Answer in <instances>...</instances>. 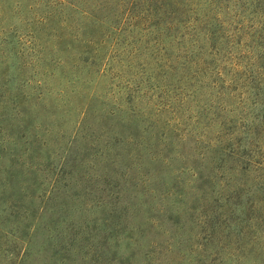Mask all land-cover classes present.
Wrapping results in <instances>:
<instances>
[{"label":"rangeland","instance_id":"374dc122","mask_svg":"<svg viewBox=\"0 0 264 264\" xmlns=\"http://www.w3.org/2000/svg\"><path fill=\"white\" fill-rule=\"evenodd\" d=\"M118 1L73 0L81 8L106 3L100 12L107 16L121 14ZM244 2L139 0L137 17L113 30L61 0H0L4 107L19 91L32 101L40 95L51 109L68 100L59 90L62 74L72 73L84 77L71 85L92 95V113L114 114L112 135L101 131L108 125L90 119L88 129L100 139L89 170L97 195L92 204L82 197L80 207L90 219L115 211L117 230L108 241L117 264H264V12ZM108 52L104 73L92 83L99 64L87 68L86 58L99 62ZM10 122L1 124L0 142ZM49 128L44 124L35 138L14 131L28 144L10 145L17 164L34 170L41 191L58 171L67 141ZM113 135L121 137L120 156L110 169L102 162ZM34 139L46 142L39 157H32ZM11 162L0 158L3 180ZM73 182L58 187L71 193ZM51 219L47 212L32 238L29 264H39L45 237L74 230L66 217L52 231ZM86 231L90 242L105 229ZM70 258L75 261L68 264H77L79 255L73 251Z\"/></svg>","mask_w":264,"mask_h":264},{"label":"trees","instance_id":"16d2710c","mask_svg":"<svg viewBox=\"0 0 264 264\" xmlns=\"http://www.w3.org/2000/svg\"><path fill=\"white\" fill-rule=\"evenodd\" d=\"M61 1L72 8L82 9L83 13L87 15L93 24L105 27L109 26L113 30L115 27L117 28V26L125 24L129 18L137 17L133 13L139 3V0H119L117 3L119 8L121 7V14L107 16L100 12V10L105 9L106 3L96 5L94 8H90L86 3L88 6L86 5L84 8H81L73 0ZM244 3L255 7L257 10H261L263 14L264 0H246ZM168 4L181 6L183 5V0H175V2L168 0ZM263 24L264 22L262 21V28ZM111 45L113 46L114 44ZM109 54L108 52L105 57L99 58V62L98 60L90 62V58H86L87 63H85V67L87 68L88 66H94L95 63L99 64L93 68L96 75L93 80H90L92 83L104 73L103 66L109 61L111 57H109ZM54 65L56 66L57 64ZM62 78L65 79V84L59 90V93L61 97L67 96L68 100L57 103L51 109L44 104L43 98L40 95L35 98V101H32L28 97L23 96L19 91L17 94L14 92L15 94L8 96L10 101L8 107H4L6 101L3 103L0 101V131H4L1 124L6 120H11V128L7 130V135H5L6 140L4 138L0 142V158L8 155L12 160L10 167L5 172L6 178L3 180L0 177V264H29L27 262L29 245L37 228H39L41 220H43V216L47 212H50V217L52 218V231L56 230L62 221H66V217L67 221H71L70 224L74 230L70 232L69 236L59 233L55 237L52 234V236L45 237L37 253L36 261L39 264L71 263V261H75L70 258L73 251L79 255L77 264H117L118 262L117 252H110L112 248L108 241L111 232L113 233L117 230L114 218L117 217L115 211L108 214V216H96L90 219L80 207L84 204L81 203L84 201L81 199L82 197H87L88 201H91L92 204L93 200H95V195H97L95 187H92V182L95 181L93 179L94 176H90L89 170L93 169L94 165H96L93 160L95 157L94 152L96 153V150L100 149L96 146L97 141L100 139L96 137L97 134L90 132L91 129H88V126L96 122L98 125H108V130L101 128V131L112 135L109 121L112 118L111 115L114 114L113 112L111 114L99 113L97 117L91 112L93 106L92 95L82 92V86L84 85L75 89V86L72 87L71 85L76 84L77 86L78 82L84 77L70 73L68 75L62 74ZM86 80L88 81V78H85L84 82ZM133 114L137 115L136 112H133ZM91 118L93 120L92 123H90ZM40 119H42V124L38 126L37 121ZM44 124L51 126L49 129L52 134L59 133L55 137L56 139H61V136L62 138H67V141L60 147V166L58 171L51 180L48 177L46 178L49 181L47 182V186L41 191L42 184L34 181L31 175L34 170H30L29 168L26 171L17 164L18 158L10 145L20 142L28 144L25 137L16 134L14 131H27L34 137V135L39 133L38 131L43 129ZM67 124L71 125L69 131L66 126ZM55 126H58L56 131L54 130ZM81 137L84 139L82 143H79V138ZM112 137L114 139L113 142L111 140L105 142L104 147L107 148L106 152L109 156L105 162H102L104 167L110 169H114L117 166L116 163H119L118 158L120 156V153L118 154L116 151L118 149L116 145L119 143L121 137L116 135ZM6 142L9 143V146L4 149L3 146ZM45 143L41 140L38 141V139L30 142L33 150L32 157H39L40 150ZM128 150L127 156H130L131 151ZM219 151L221 153L224 152L221 149ZM129 159L131 158L129 157ZM67 179H70V181L74 179V182L70 183L72 188L71 193L68 190L63 192V187H58V184L61 182H64L63 186L69 185L67 184ZM44 183L46 185V182L43 181ZM96 204L99 206V202ZM89 206L91 205H85V207ZM72 215H76V219H71ZM124 215L121 213L120 216ZM92 227H101L105 231L102 232V235L99 232L94 234V239L89 242L91 236L86 230ZM98 236H101V238L97 239ZM66 237L68 238L66 239ZM10 239L11 241H9ZM131 239L134 238L131 237ZM9 243L13 246H9ZM85 245L89 247L87 250L89 257L84 256ZM75 246H78V250H75ZM129 258H134V254L132 253ZM127 264H133V262H127Z\"/></svg>","mask_w":264,"mask_h":264}]
</instances>
